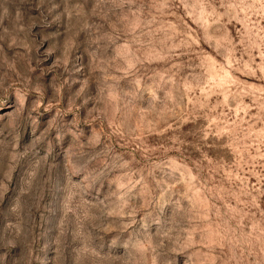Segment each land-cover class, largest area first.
Returning a JSON list of instances; mask_svg holds the SVG:
<instances>
[{
	"label": "rangeland",
	"instance_id": "374dc122",
	"mask_svg": "<svg viewBox=\"0 0 264 264\" xmlns=\"http://www.w3.org/2000/svg\"><path fill=\"white\" fill-rule=\"evenodd\" d=\"M0 264H264V0H0Z\"/></svg>",
	"mask_w": 264,
	"mask_h": 264
}]
</instances>
